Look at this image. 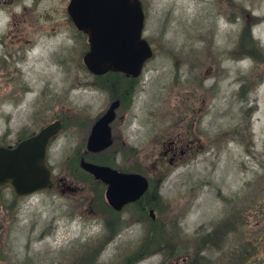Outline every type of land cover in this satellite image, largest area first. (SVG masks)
<instances>
[{"label":"rangeland","instance_id":"obj_1","mask_svg":"<svg viewBox=\"0 0 264 264\" xmlns=\"http://www.w3.org/2000/svg\"><path fill=\"white\" fill-rule=\"evenodd\" d=\"M67 2L0 0V145L60 122L50 184L0 187V264H83L96 247L94 264H264V0H139L151 55L133 79L86 69ZM117 96L111 144L86 151ZM192 131L168 163L167 139ZM81 157L142 173L151 205L111 210Z\"/></svg>","mask_w":264,"mask_h":264},{"label":"water","instance_id":"obj_2","mask_svg":"<svg viewBox=\"0 0 264 264\" xmlns=\"http://www.w3.org/2000/svg\"><path fill=\"white\" fill-rule=\"evenodd\" d=\"M66 12L73 25L86 35L87 50L82 62L93 74L108 70L136 76L151 48L141 35L143 12L139 0H68ZM118 99H112L90 125L85 150L106 149L112 141L110 123ZM57 119L43 124L36 132L13 145H0V187L10 186L16 196L27 195L50 184L45 162L48 140L57 133ZM79 166L104 183L106 203L114 210L138 199L148 187L147 178L137 171H123L107 164L79 159ZM148 214L153 217L152 209Z\"/></svg>","mask_w":264,"mask_h":264},{"label":"flooded vegetation","instance_id":"obj_3","mask_svg":"<svg viewBox=\"0 0 264 264\" xmlns=\"http://www.w3.org/2000/svg\"><path fill=\"white\" fill-rule=\"evenodd\" d=\"M118 73H121L124 77H128L130 79L137 78V76L141 74V72H139L136 76H131L124 74L122 72H118ZM116 98L118 99V96ZM118 104H119V99H118ZM191 133H192V137H190V139L186 137L187 135L184 136L183 134L181 136H176L174 138L167 139V141L165 142L166 146L161 151V154L165 156L168 163L175 164L176 162L180 161L183 157L191 153L190 151L192 150V145L193 142L195 141L194 132L192 131Z\"/></svg>","mask_w":264,"mask_h":264},{"label":"trees","instance_id":"obj_4","mask_svg":"<svg viewBox=\"0 0 264 264\" xmlns=\"http://www.w3.org/2000/svg\"><path fill=\"white\" fill-rule=\"evenodd\" d=\"M106 73H116V71H110V70H108V71H106V72H104V73H102V74H106ZM118 73V72H117ZM96 75H99V74H96ZM246 127H247V125H246ZM86 174H88L89 176H91L88 172H86L85 170H83ZM147 192H148V188L144 191V193L138 198V199H136L135 201H133V202H131V203H136L137 204V202H140V204L138 205L139 207H140V209H142V207L141 206H143L144 208H146V206H148V205H151V203H149V200L147 201V199H146V195H147ZM105 205L107 206V207H109V205L107 204V203H105ZM110 209L112 210V208L110 207ZM114 210V209H113ZM105 227L107 228V229H109V230H112L113 229V227L111 228L110 227V224H108L107 223V221H106V224H105ZM206 235V237L210 234V232H208V231H205L204 233H203V235ZM149 241H150V239L149 238H147L145 241H144V243L142 244V246H141V248H139L134 254H132L130 257H128V259L130 260V258H132V257H134V258H136V257H138V256H140L141 254H143L144 252L146 253V248L148 247V245H149ZM243 252V251H242ZM242 252H239V254H238V256H237V258H236V262H238V261H241L242 260V262H244V261H246L248 258H249V256H250V253L249 252H247L246 254H243ZM98 253H99V247H96V249L94 250V252H92V253H90L89 255H87V257H85L84 258V260H83V264H94L95 262H94V260L96 261V259H97V257H98ZM241 262V263H242ZM199 263V260H198V258L196 259V260H192L191 261V264H198Z\"/></svg>","mask_w":264,"mask_h":264},{"label":"clouds","instance_id":"obj_5","mask_svg":"<svg viewBox=\"0 0 264 264\" xmlns=\"http://www.w3.org/2000/svg\"><path fill=\"white\" fill-rule=\"evenodd\" d=\"M19 11V9H17Z\"/></svg>","mask_w":264,"mask_h":264}]
</instances>
